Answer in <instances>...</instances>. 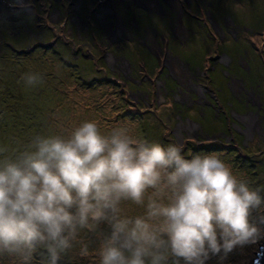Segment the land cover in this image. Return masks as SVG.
<instances>
[{
    "label": "clouds",
    "instance_id": "1",
    "mask_svg": "<svg viewBox=\"0 0 264 264\" xmlns=\"http://www.w3.org/2000/svg\"><path fill=\"white\" fill-rule=\"evenodd\" d=\"M40 79L26 73V85ZM0 148V264H224L264 240V190L219 154L105 134L85 120L40 135L14 156ZM92 237L98 241L93 246Z\"/></svg>",
    "mask_w": 264,
    "mask_h": 264
},
{
    "label": "rangeland",
    "instance_id": "2",
    "mask_svg": "<svg viewBox=\"0 0 264 264\" xmlns=\"http://www.w3.org/2000/svg\"><path fill=\"white\" fill-rule=\"evenodd\" d=\"M55 1L58 5H53L52 8L48 7L44 18L42 17L39 20L41 26L37 30L42 31L43 36L40 37V41L44 46H41L40 50L36 51L30 50V52L24 51L23 53L8 52V60L5 61L6 68L4 71H0V79L7 85L6 87H0V89H11L12 87L20 89L23 85L20 90L24 92L25 104L21 110L23 109L26 114V118H28L27 125H29V127H23V129L19 126V130L16 132L14 129H9L10 121L7 123V126H4L2 123L0 124V127H3L6 133V137L0 146V148L5 149L4 153L13 154L28 148L27 145L29 144L28 146H30V142L37 136L67 135L75 126L83 121L95 120L99 124L101 131L105 134L115 127L128 125L132 129L133 134L138 138L165 145L169 143L182 144L184 146V154L188 157H191L195 153L219 154L238 176L249 181L254 188L258 187L264 190V121L261 117H257L263 128L260 127L259 130H254L255 136L252 139L249 138V134H245L244 126L240 122L241 120H239V116L248 115L249 111L252 108L254 109V107L247 108L241 102V98L231 99L229 93L226 94L229 97L226 101L218 94L219 100L223 108H227L228 114L223 112V118L222 116L216 117L215 119L219 121L217 125L227 122L231 125V127H228V131L220 127L219 132L226 135L227 138L231 139L233 137L237 141V146L228 142V139L227 143L218 146L214 143L215 138L207 136L199 126H190V123L185 120V112L182 114L183 110L181 108V105L184 103L193 104L194 101L192 102V99H195L197 94H199L198 102L201 106H204L207 103V98L205 99L203 95H208L209 90L207 88L204 92L198 90L195 88L197 86L194 83H198L200 87L204 85L208 87L209 82L206 80L200 81L202 78L198 80L200 73L195 75L194 71L190 72L188 65L181 63L180 60L176 59L175 55L168 52L166 54L169 55L164 54V56H160L158 54L160 56L158 57L160 64L156 71L152 73L149 72L148 68H144L143 61L149 64L154 59L146 47L139 46L140 44L136 45V42L140 35V42L150 44L151 48L156 51L157 46L152 40V33L155 32L148 28L140 32V29V31L137 30L138 32L135 37L132 36L131 25L134 26L135 23L134 18L131 17L132 15H136L135 12H126L127 9L123 5H116L120 4L118 0H111L112 6L115 8H113L114 10L111 13L103 9L104 6L108 7V0L101 3L102 7L96 8L98 12L96 15L88 13L90 8L88 6L89 2L85 3L83 12H81L84 0ZM148 1L152 2L154 0ZM165 1L173 9L171 11L169 6L160 0L163 9L168 14L165 23L158 20L161 18L151 15L150 12H146V16L151 19L152 25L160 26L161 30H164L166 33H169V30H171L170 22H172L171 25L174 33L180 39L188 40L190 30L185 29L186 31L183 34L176 31L177 27L183 26L182 22L184 21H182V16L185 10L183 4L186 1L178 0V7L171 0ZM189 1H187L188 4ZM242 2L243 6L241 5L242 11L240 15L245 24L244 28L251 31L253 26L257 27L258 24L264 26V2L253 3L252 0ZM136 3L155 13L161 11L157 3L156 5L154 3L152 7L143 0H136ZM190 3L193 4L194 1H190ZM47 4L48 1H39L40 6L44 7ZM199 4L201 2L196 0L194 9ZM221 8L222 5H220V10L222 11ZM227 9L229 11H226V8L224 11L228 13L233 12L232 7ZM190 10H187L189 13L191 12L190 15H197L196 11ZM198 13L201 12L198 11ZM54 14H58L60 17H55ZM139 15L141 16L142 13H139ZM190 15L185 18V23L187 25L196 24L198 18H193V21H191ZM237 16L240 17L239 15ZM201 18L200 22L207 29V32L214 37V40L213 43L202 42L201 45L203 47L200 50L212 47L208 53L210 57L216 56L215 45L219 44L221 39L215 35L208 20L204 19L203 15ZM138 19L139 21H144V17ZM114 20L115 22L112 23L111 21ZM233 20H236V18ZM121 23L126 24V27L122 28L123 33H119V25ZM228 26L233 25L229 23ZM191 28H193V25ZM199 30H197V34L201 32ZM228 30L232 29L229 28ZM204 36L200 33L201 39ZM156 37L157 45L164 51L167 48L166 43H163L166 40L164 38L165 35L156 34ZM248 39H250L248 41L252 47L257 50L256 57L264 54V34L262 32L254 33ZM35 40L36 38L32 39V36H30L29 41L31 44H35ZM16 43L25 49L28 41L25 38L24 40H17ZM123 43L124 45H129V48H127L130 52L127 59L131 66L128 63L126 64L127 61L124 58V54L126 53L123 50L118 51L119 45L123 46ZM8 44L15 51L22 49L14 42ZM88 45L91 46L89 47ZM190 49L192 48L187 50L182 48L180 52L185 53V58H188L187 61L191 64L192 68H197L199 64L197 51ZM107 50L112 54H106ZM249 51L252 54V51L247 48L244 55H247ZM198 56H201V54L199 53ZM218 56L219 54H217ZM262 58L255 59V64L249 66L252 71L251 80L254 78V85L259 92L262 91V96L260 99L258 98V101L255 98L256 96L254 97L257 111L260 110V107L264 108V61ZM241 61L244 65L243 59ZM173 62H176V65L182 71V77L176 75L174 72ZM154 64L155 62H153ZM205 65L209 67L210 64L206 61ZM235 65L236 62L233 63L231 69ZM238 68H241L242 71L244 70L241 65ZM166 71H168L169 76L172 75L177 79V82L171 80L168 92L164 89L165 82L163 79ZM26 73H36L40 79L33 85H26ZM262 76L263 81H261ZM245 77H249V74H246ZM235 82H232V87L234 93L239 95L241 93V86L239 82ZM37 94H42L39 99H36ZM20 97L24 96L21 94ZM237 104L241 107V110L236 108ZM26 105L28 108L25 107ZM41 105V109H38L37 107ZM177 108L181 112L179 113L183 115L182 117L179 116ZM13 109L17 108H9V110ZM186 114L189 115L192 112L186 111ZM191 120L194 121L195 118L191 117ZM32 122L38 128V133L36 134L31 129L33 127V125L30 126ZM197 122L201 126H204V120ZM21 124L23 123L19 122V125ZM180 133L184 135L183 138L180 137ZM195 135L200 137L202 141L195 140ZM92 241L93 246H98V241L95 237H92ZM263 243L264 240L258 241L254 245L236 248L227 256L224 264H252L256 253L259 251V247ZM69 256L70 264H89L88 258H73L71 253H69ZM169 264H172L171 260ZM208 264H219L218 258L212 257L208 261Z\"/></svg>",
    "mask_w": 264,
    "mask_h": 264
},
{
    "label": "flooded vegetation",
    "instance_id": "3",
    "mask_svg": "<svg viewBox=\"0 0 264 264\" xmlns=\"http://www.w3.org/2000/svg\"><path fill=\"white\" fill-rule=\"evenodd\" d=\"M39 1H43V2L48 1V4L43 7L39 5ZM106 1L107 0H84L83 5L81 6V12H83V6L85 5V3L89 2L88 6L90 8H89L88 13L96 15L98 14L96 8L102 7L100 4ZM109 1L110 0L107 1V5ZM146 1L148 2V0ZM162 1L165 4H167V6H169V9L171 11H173V9L171 8V5L168 2H166L165 0H162ZM187 1L189 0H184L185 3L183 4V7L186 10V13L184 10L183 16H182V21L184 22L182 23L184 26V32L186 30H190V36L188 40L180 39V37L174 33L173 27L171 25L172 22H170L171 30H169V33H166L164 30H161L162 28L158 25H152L151 19L146 16L147 15L146 12H150L151 15L161 18L158 20L163 21L162 23H165L166 17L168 15L166 11L163 9L160 3V0L152 1V6L154 3L155 5L157 3L161 9V11L159 12L157 11L156 13L149 11L145 7L137 5L136 0H118V3L120 4H116V5H123V7L127 9L126 12L130 11L132 13L133 12L136 13L135 16L132 15L131 17V18H134V23L137 24L136 30L140 31L141 29L140 32H142L144 29L148 28V29L154 30V32L158 35H165L164 38L167 40V42L165 40L163 41V43H166L167 48L166 49L164 48L165 49L164 51H162L161 47L157 45V37L155 33H152L153 35L152 40L157 46L156 51H154L153 48H151L150 44L140 42L141 37L139 35V38L137 41L138 43L136 42V45L140 44L139 46L146 47L150 51L151 55L153 56V59H154L153 62H155V64L153 65V62L146 64L143 61L144 68H148L149 72L153 73L154 71L157 70L160 64L158 57L164 56V54L168 52L169 54L175 55L176 59L180 60L181 63L188 65V69L190 70V72L194 71L195 75L200 73L199 74L200 78H198V80L202 78L200 81L206 80L209 82L208 87H206L205 85L203 87H200L198 83H194V85L197 86L195 88H197L198 90H202L203 92L205 91L206 88L209 90L208 95L206 96L205 94L203 95L205 99L207 98V103L204 104V106H201L200 103L198 102L199 94L195 96V99H192V102L194 101L193 104L184 103L183 105H181L182 106L181 108L183 110L182 114H184L185 112V120H187L190 123V126L191 127L199 126L201 130L206 133L207 136H210V137L212 136L213 139L215 138L214 143H216L218 146L224 145L225 143H227V139H228V142H231L237 146V141L233 137L231 139L227 138L226 135H223V133L219 132L220 127L228 131V127H231V125L228 122L225 124L217 125L219 121L216 120L215 118L221 117L223 112L228 114L227 108H223V105L219 100L218 94H220L222 96V99L226 101L229 98L226 94L229 93L231 99L241 98V102L244 103V105H246L247 108L254 107V109L252 108L253 110L251 109L249 111V114L246 116L236 115V116H239V120H241L240 122L244 126L245 134L246 135L249 134L250 135L249 138L253 139V136H255L253 131L259 130V129H252V131H249V128L247 127V124L245 123L246 122L245 118L249 116H254V114H256L255 115L256 117H259V118L261 117L264 121V116H263L264 108L260 107V110L257 111V107H256L257 105L254 104L255 98H257V101H258V98L259 99L261 98L262 91L259 92L257 87L254 85L255 79L253 78L251 80L252 71L249 66L251 64L253 66L255 64L254 60L257 58L263 57L262 59L264 61V54L260 55L259 57H256L257 50L254 47H252L251 43H249L250 39L248 38L251 37L252 34L257 33V32H262L264 34V26L258 24L257 27L253 26V28L255 29L252 28L251 31L244 28L245 24L240 14L242 11V6H243L242 1L246 2V0H241V1L240 0H227V1L199 0L201 4L197 5L195 9H194V6L196 5H194V3H196V0H190L191 2L194 1L193 4L190 3L189 1L190 6L187 3ZM260 1L264 2V0H252L253 3H257ZM53 5H58V3L55 0H0V62L2 61V63H5V61L8 60L7 58L8 52L23 53L24 51L30 52V50L36 51V50H40L41 46H44V44L40 41V37L43 36L42 31L37 30V29H39L41 26L39 23L40 18L42 17L44 18L45 11L47 10V8L48 7L52 8ZM220 5H222V8H221L222 11L220 10ZM108 7L104 6L103 9L106 11ZM112 7L114 8V6ZM230 7L233 8V12L232 13L226 12V11H229V9L227 8H230ZM225 8H226V11H224ZM190 9H192V11L193 10L196 11L197 15L195 16L190 15L191 12L190 13L188 12V11H191ZM56 10L60 11L61 9H56ZM74 10H75V7H74ZM255 10L258 11V9L256 8ZM198 11H200L201 13H198ZM108 13H111V12H108ZM139 13H142V15L140 16ZM236 13L240 17H238ZM54 15L55 17L56 16L60 17L58 14H54ZM189 15L192 18L191 21H193V18H198L199 21L197 20L196 24L193 23V24L187 25V23H185V18L188 17ZM202 15L204 16V19L208 20V23L210 24V27L215 32V35L221 39L219 44L215 45L216 53L219 54L218 57H217V54L216 56L210 57V54L208 52L210 48L212 49V47H209L208 49L203 48L202 50H200V48L203 47V45H201L202 42H212L213 43V40H214V37H212L207 32V29H205L202 23L200 22L202 19L201 18ZM142 17H144V21H139L138 18H142ZM234 18H236V20H233ZM111 22L114 23L115 20ZM229 23H231L233 26H228ZM192 25H193V28H191ZM229 28H231L232 30L229 31L228 30ZM197 30L201 31L200 33L205 35L203 39L200 38V33L197 34ZM138 31H136V33ZM183 33H180V34H183ZM221 34H223V36H221ZM30 36H32V39L36 38L35 44L30 43L29 41ZM25 38L27 39L28 44L24 49L22 48V46H19L16 43V41L24 40ZM171 40H173V42H171ZM10 42L12 43L14 42L16 45H18L22 49H19L18 51L13 50V48L10 47L8 44ZM125 45L124 43H123V46L119 45L118 51L123 50L126 53L124 54L125 61H127L126 64L128 63L131 66L129 60L127 59L128 53L130 52V50L128 49L129 45L128 44H125ZM37 46H40V47L37 48ZM88 46L90 47L91 45H88ZM182 48H184L185 50L192 48L197 51V58L199 60V64L197 68L191 67V64H189L187 61L188 58H185V53L180 52V49ZM247 48H249L252 51V54L249 51L247 55H244V53L247 51ZM107 51L108 52H106V54L108 55L112 54V53H109V50ZM142 51L144 52V50ZM199 53L201 54V56H198ZM169 54H166V55H169ZM129 57L131 58V56ZM208 58H209V61H208ZM241 59H243L244 65L242 64ZM206 61L210 64L209 67L205 65ZM235 62H236V65L234 66V68L232 67L233 69H231V66ZM173 64L176 65L177 63L173 62ZM239 65L243 67L244 69L243 71L241 70V68H238ZM175 69L176 68L174 66L173 70ZM167 72L168 71H166V73L164 74L163 79L165 82L164 89L167 90L168 92L169 86L172 82L171 80H175L177 82V79H175L172 75L169 76V73ZM246 74H249V77H245ZM180 76L182 77V74ZM234 81L240 83L241 93L239 95L234 93V90L232 87V82ZM261 81H263V76L261 78ZM251 97H252V100H251ZM196 104H199V105H196ZM177 105H180V104H177ZM224 106H227V105H224ZM236 108L238 110H241L240 109L241 107H239L238 104L236 105ZM186 111L187 112L191 111L192 114L187 115ZM177 112L178 113L180 112L178 108H177ZM180 113H179V116L182 117L183 115ZM191 117L195 118L196 121L195 120L192 121ZM199 120H204L203 122L204 126H201L197 122ZM260 127L263 128L262 125H260ZM195 140L199 142L202 141L201 138L196 135H195ZM205 143H208V142H205Z\"/></svg>",
    "mask_w": 264,
    "mask_h": 264
},
{
    "label": "trees",
    "instance_id": "4",
    "mask_svg": "<svg viewBox=\"0 0 264 264\" xmlns=\"http://www.w3.org/2000/svg\"><path fill=\"white\" fill-rule=\"evenodd\" d=\"M5 68H6V64L0 63V71H4ZM6 86L7 85H5L4 81L2 79H0V87H6ZM22 87H23V85H22ZM20 89L15 88V87H12L11 89H7V88L0 89V113H1L0 118L2 117V119H0V124L2 123L4 126H7V123L10 121V125L8 126L9 129L10 130L14 129L16 132L19 130V126H21L22 129H23V127H29V125H27V119L28 118H26V114L24 113L23 109L21 110V108L25 104L24 103L25 95H24V92H21ZM21 94L24 97H20ZM41 95L42 94H40V95L37 94L36 99H39L41 97ZM10 107L17 108V109L9 110ZM25 107L28 108L27 105ZM41 107H42V105L37 107V108L41 109ZM19 122H22L23 124L19 125ZM32 125H33V127L31 129H33L35 134L38 133V128L33 124V122L30 126H32ZM5 137H6V133L4 132L3 127H0V146L2 145ZM30 144H31V142H30ZM21 145H23V144H21ZM28 145H27V147H29ZM212 148H214V147H212ZM196 151H199V150H196ZM4 154L8 155V156H14L16 153H13V154L4 153ZM69 259H70L69 254H66V255L59 258L57 264H70L71 262Z\"/></svg>",
    "mask_w": 264,
    "mask_h": 264
},
{
    "label": "bare ground",
    "instance_id": "5",
    "mask_svg": "<svg viewBox=\"0 0 264 264\" xmlns=\"http://www.w3.org/2000/svg\"><path fill=\"white\" fill-rule=\"evenodd\" d=\"M148 5H150L151 7H152V2L151 1H146V0H144ZM172 2H174V4H175V6L176 7H178V5H179V3H178V1L177 0H171ZM109 5H111V7H112V3H111V0L108 2V6ZM111 7H108V9L106 10V12H112L114 9H113V7L111 8ZM57 17V16H56ZM132 27H131V33H132V36H134L135 37V35H136V27H137V24L135 23V25L133 26V25H131ZM124 27H126V24L125 23H121L120 25H119V33H123V29L122 28H124ZM176 31L178 32V33H183L184 32V28L181 26H179V27H177V29H176ZM111 60H112V57H111ZM175 66V70H174V72L176 73V75H178V76H180L181 74H182V71L177 67V65H174ZM245 120H246V124H247V127L249 128V131H252V129H259V127H260V123H259V121H258V119H257V117L256 116H249V117H247V118H245ZM185 128V127H184Z\"/></svg>",
    "mask_w": 264,
    "mask_h": 264
},
{
    "label": "water",
    "instance_id": "6",
    "mask_svg": "<svg viewBox=\"0 0 264 264\" xmlns=\"http://www.w3.org/2000/svg\"><path fill=\"white\" fill-rule=\"evenodd\" d=\"M180 137L183 138L184 135L180 133ZM252 264H264V243L259 247V251L256 253Z\"/></svg>",
    "mask_w": 264,
    "mask_h": 264
}]
</instances>
